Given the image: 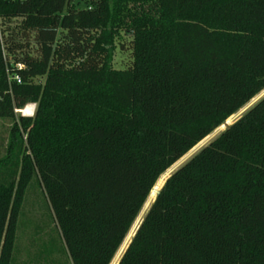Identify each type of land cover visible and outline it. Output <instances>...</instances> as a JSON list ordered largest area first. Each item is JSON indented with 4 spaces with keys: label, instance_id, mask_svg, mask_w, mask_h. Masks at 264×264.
<instances>
[{
    "label": "trees",
    "instance_id": "1",
    "mask_svg": "<svg viewBox=\"0 0 264 264\" xmlns=\"http://www.w3.org/2000/svg\"><path fill=\"white\" fill-rule=\"evenodd\" d=\"M71 2H0V264H42L17 245L33 181L62 242L44 260L111 264L161 176L264 91V0ZM118 264H264V97L167 178Z\"/></svg>",
    "mask_w": 264,
    "mask_h": 264
},
{
    "label": "rangeland",
    "instance_id": "2",
    "mask_svg": "<svg viewBox=\"0 0 264 264\" xmlns=\"http://www.w3.org/2000/svg\"><path fill=\"white\" fill-rule=\"evenodd\" d=\"M70 5H75L76 7H85L86 6V0H72ZM128 54H129L128 51L121 50L120 46H119L115 52V57H114V61H113L114 67L122 68L124 66V64L127 62ZM27 107L32 108L31 115H34L35 111H36V105L35 104H29V105H27ZM24 109H22V110H24ZM21 115H25V114L21 113ZM240 117L241 116H239L238 119ZM10 124H11V122L8 120H0V151H1L2 155H4L5 147L7 145L8 136H9L8 129H9ZM222 131L223 130H221L219 132L217 131L218 133H216L215 135H214V133L211 134L210 136H212V135H214V136L206 139L203 147L208 145L217 136H219V134ZM203 147H201L198 151H195L194 153L192 152L193 154L183 164H185L191 157H193ZM178 168H176V170ZM170 175H168L166 177V179ZM164 183H165V181L162 183V185ZM162 185L160 186V188L162 187ZM17 233H18L17 245L22 246V247L23 246L25 247L26 245H34V246L39 245L40 246V250L43 253H45L43 255L44 258L42 260V264H49V262L45 261L44 259L46 257L51 258L49 256V252L51 249H53V247H54L53 245L56 246V248H55L56 250L54 251V253L56 252L55 257L60 259V260H63V258H64L63 254H62V252H60V249H61L60 245H62V242L56 233V227L53 223V220L51 219L50 214L48 213L47 200H46L41 188L39 187V185L35 181H33L27 189V192L25 195V201L23 204V209H22L20 217H19ZM38 249H39V247H38Z\"/></svg>",
    "mask_w": 264,
    "mask_h": 264
},
{
    "label": "bare ground",
    "instance_id": "3",
    "mask_svg": "<svg viewBox=\"0 0 264 264\" xmlns=\"http://www.w3.org/2000/svg\"><path fill=\"white\" fill-rule=\"evenodd\" d=\"M22 113H24L25 115H31V112H32V108H28L27 106L25 107L24 110H21ZM220 128H223V127H220ZM219 129V128H218ZM217 129V130H218ZM209 137H211L210 135L208 137H206L203 141H201L196 147L198 148L199 145L201 143H204V141L206 139H208ZM196 147H194L188 154H186L183 158H181L175 165H178L185 157H187L190 153H192L193 151L196 150ZM175 165H173L172 167H174ZM170 168L168 170L167 173H169L171 171V169L173 168ZM166 174H163L161 176V178L159 179L158 183H157V187H160L162 185V183L165 181L166 177L167 176H164ZM168 175V174H167ZM155 198V195L154 193L152 192L147 203L145 204L146 206H144V210H142L143 212L140 213V215L137 217L136 221L134 222L131 230L129 231L128 235L126 236L125 240H124V243L123 245L120 247V249L118 250L117 254L115 255L114 259L112 260L111 264H116L118 262V260L120 259L121 255L123 254L124 250L126 249L127 245L129 244L130 240L132 239L133 237V234H134V231L136 229V227L138 226L140 220H141V217L143 216V213L147 210L148 207H150V205L152 204L153 200Z\"/></svg>",
    "mask_w": 264,
    "mask_h": 264
},
{
    "label": "water",
    "instance_id": "4",
    "mask_svg": "<svg viewBox=\"0 0 264 264\" xmlns=\"http://www.w3.org/2000/svg\"><path fill=\"white\" fill-rule=\"evenodd\" d=\"M264 97V91L263 92H261L258 96H256L252 101H250L245 107H243L239 112H237L234 116H232L229 120H227L221 127H223V128H220L219 127V129L218 130H215L213 133H214V135L216 134V133H218L219 131H221V130H225L226 129V127L227 126H229V125H231L232 123H234L235 121H236V119L238 120V117L239 116H242L248 109H250L255 103H257L261 98H263ZM20 113H22L21 112V110L19 111ZM218 131V132H217ZM222 131V132H223ZM212 133V134H213ZM214 135H212L211 137H213ZM205 142V141H204ZM205 143H201L200 145H199V147L197 148L196 147V150L195 151H198L201 147H203V145H204ZM195 151H193V153L195 152ZM193 153H191V154H189L187 157H185L178 165H175L174 167H172L173 169H171V171L169 172V173H167V172H165L164 174H166V175H164V176H168V175H170L172 172L174 173L175 171H176V168H178L181 164L183 165V163L193 154ZM181 165V166H182ZM180 166V167H181ZM179 167V168H180ZM178 168V169H179ZM172 173V174H173ZM168 174V175H167ZM167 180V179H166ZM165 180V181H166ZM159 189H160V187H157V185L155 186V188L153 189V193H154V195L156 196V194L158 193V191H159ZM149 199V198H148ZM148 201V200H147ZM147 201H146V203H147ZM145 203V204H146ZM144 206H146V205H144ZM151 206V205H150ZM144 208L145 207H143V209L142 210H144ZM148 209H149V207L147 208V210L146 211H148ZM141 210V212H143ZM146 211L143 213V216L141 217V220H140V222H139V224H138V226L136 227V229H135V231H134V234H133V236L135 235V233H136V231H137V229H138V227H139V225L141 224V222H142V219H143V217H144V215H145V213H146ZM140 212V213H141ZM140 215V214H139ZM131 230V229H130ZM133 238V237H132ZM132 240V239H131ZM131 240H130V242H131ZM130 242H129V244H130ZM124 243V242H123ZM123 243H122V245H123ZM129 244L127 245V247H126V249L128 248V246H129ZM121 245V246H122ZM126 249L124 250V252L126 251ZM123 252V253H124ZM123 255V254H122ZM122 255H121V257H122ZM121 257H120V259H121ZM120 259L118 260V262L116 263V264H118L119 263V261H120Z\"/></svg>",
    "mask_w": 264,
    "mask_h": 264
},
{
    "label": "built area",
    "instance_id": "5",
    "mask_svg": "<svg viewBox=\"0 0 264 264\" xmlns=\"http://www.w3.org/2000/svg\"><path fill=\"white\" fill-rule=\"evenodd\" d=\"M22 0H0V2H10L15 3ZM0 40L2 41V23H1V16H0Z\"/></svg>",
    "mask_w": 264,
    "mask_h": 264
}]
</instances>
